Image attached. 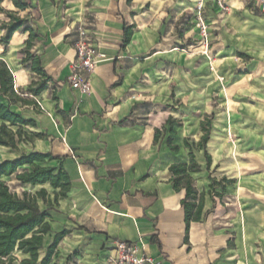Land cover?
Listing matches in <instances>:
<instances>
[{
  "label": "crops",
  "instance_id": "crops-1",
  "mask_svg": "<svg viewBox=\"0 0 264 264\" xmlns=\"http://www.w3.org/2000/svg\"><path fill=\"white\" fill-rule=\"evenodd\" d=\"M20 1L26 10L12 0H0V9L33 28L32 53L52 81L39 96L28 92L41 80L23 64L29 32L0 44L14 92L30 102L0 97L30 122L23 126L30 139L18 149L0 146V164L51 155L54 161L39 165L63 168L71 183L55 203L58 190L49 183L17 180L27 166L3 178L19 197L47 192L37 200L50 215L37 264L63 232L50 264H107L117 242L142 243L162 264H264V15L255 2L225 0L230 10L221 13L206 1V47L196 26L200 0ZM9 22L0 12V39ZM80 26L105 56L84 74L92 84L87 95L69 81ZM126 28L133 30L124 45ZM192 154L203 212L187 232L186 191L175 189L170 168L190 165ZM13 256L16 264L31 259Z\"/></svg>",
  "mask_w": 264,
  "mask_h": 264
},
{
  "label": "trees",
  "instance_id": "trees-1",
  "mask_svg": "<svg viewBox=\"0 0 264 264\" xmlns=\"http://www.w3.org/2000/svg\"><path fill=\"white\" fill-rule=\"evenodd\" d=\"M12 1L19 10L24 11L28 8V5L20 0ZM0 12L10 19L8 24L2 26L6 33L0 39V44L8 46L14 34L21 29L30 33L26 47L23 50V54H25L23 64L29 66L32 72L40 77L41 80L39 82H33L28 88L30 94L39 96L47 90L52 80L46 75L41 58L32 53L38 36L33 28L27 25L25 19H16L14 13L6 12L3 9H0ZM132 30V28L125 29L124 45L130 42ZM0 97L7 100L9 105L20 102L30 103L14 92L13 75L3 61H0ZM9 105L0 100V121H2L0 125V146L18 149L19 144L30 139L23 132V126L29 125L30 122L13 112ZM14 127H18L16 132L13 130ZM202 128L205 134L199 143V148L205 149L211 129V117L202 124ZM157 139L158 136L156 134L155 140L157 141ZM186 147L190 148L187 142ZM172 149L178 150L177 147L173 146ZM54 160L51 155L34 153L24 155L18 161H6L0 164V264H16L17 259L13 256L15 251H22L31 255L30 260H24L21 264H37L38 252L42 248L43 238L50 231V225L47 222L50 219V215L47 211H42L37 204L38 199H46V190H41L36 195L24 193L22 197H19L11 191L3 178L11 177L17 173L19 168L27 166L30 169L17 175V180L21 184L33 186L49 183L55 190H58L55 193V203H58L59 200L65 199L70 191V177L63 168L57 171L56 168L39 165ZM170 170L174 174L172 181L175 189L177 191L181 189L186 191V197L182 205L185 210L188 232L192 222H200L202 219L203 195L200 196V202L197 203L199 193L194 187V180L190 175V173L199 172L200 167L192 154L190 165H174ZM67 233L63 232L55 237V241L48 248L42 264H50L52 262L58 244Z\"/></svg>",
  "mask_w": 264,
  "mask_h": 264
},
{
  "label": "built area",
  "instance_id": "built-area-1",
  "mask_svg": "<svg viewBox=\"0 0 264 264\" xmlns=\"http://www.w3.org/2000/svg\"><path fill=\"white\" fill-rule=\"evenodd\" d=\"M206 1H213L218 5L221 13L230 10L225 0H200L197 4L199 19L197 27L201 30L202 42L209 46V27L202 19V13ZM258 6L259 12L264 15V0H253ZM78 39L75 43L76 57L70 65L69 81L74 90L87 95L92 91L91 80L84 76L85 73L92 74L97 65L105 59L93 43L92 36L85 26L77 29ZM163 261L149 255L142 243L117 242L112 250L107 264H162Z\"/></svg>",
  "mask_w": 264,
  "mask_h": 264
},
{
  "label": "rangeland",
  "instance_id": "rangeland-1",
  "mask_svg": "<svg viewBox=\"0 0 264 264\" xmlns=\"http://www.w3.org/2000/svg\"><path fill=\"white\" fill-rule=\"evenodd\" d=\"M16 19H18V17H16ZM12 187H13L12 189H16V188H15V185H12Z\"/></svg>",
  "mask_w": 264,
  "mask_h": 264
}]
</instances>
